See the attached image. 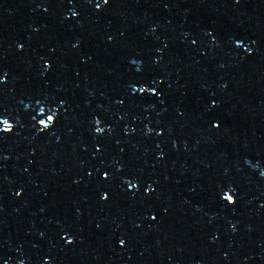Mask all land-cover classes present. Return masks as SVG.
<instances>
[{
  "label": "water",
  "instance_id": "95a60500",
  "mask_svg": "<svg viewBox=\"0 0 264 264\" xmlns=\"http://www.w3.org/2000/svg\"><path fill=\"white\" fill-rule=\"evenodd\" d=\"M0 264H264V0H0Z\"/></svg>",
  "mask_w": 264,
  "mask_h": 264
}]
</instances>
